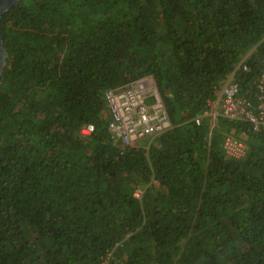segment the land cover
<instances>
[{"label": "trees", "instance_id": "1", "mask_svg": "<svg viewBox=\"0 0 264 264\" xmlns=\"http://www.w3.org/2000/svg\"><path fill=\"white\" fill-rule=\"evenodd\" d=\"M0 35V264H264V133L216 109L234 70L256 110L264 0H19ZM147 76L170 127L119 148Z\"/></svg>", "mask_w": 264, "mask_h": 264}, {"label": "built area", "instance_id": "2", "mask_svg": "<svg viewBox=\"0 0 264 264\" xmlns=\"http://www.w3.org/2000/svg\"><path fill=\"white\" fill-rule=\"evenodd\" d=\"M233 73L228 75L224 81L220 92L217 94V101L222 109V114L233 120L245 119L254 124L255 130H262L264 133V61L261 75L257 82L256 95L258 104L253 110L249 99L238 94V83L232 78ZM146 83L143 79L135 80L124 84L107 93V104L110 107V131L112 136L120 140L119 147L131 144L136 136L155 134L161 130V116L158 114V107H161L160 98L157 92L151 89L150 95H155L156 104L151 107L149 114L145 109V98L143 93L147 91ZM157 120L158 123H154ZM152 121V122H151ZM92 124H83L80 128V134L88 137L93 132ZM226 152L240 157L245 153L247 143L228 135L226 139ZM136 197H139L141 190L135 189Z\"/></svg>", "mask_w": 264, "mask_h": 264}, {"label": "rangeland", "instance_id": "3", "mask_svg": "<svg viewBox=\"0 0 264 264\" xmlns=\"http://www.w3.org/2000/svg\"><path fill=\"white\" fill-rule=\"evenodd\" d=\"M142 79L144 80V82L146 83V86L148 88L147 91H145L146 93L145 94L143 93V98H147V102L145 103V109H146L147 113L149 114L150 113L149 110L151 109V107L155 106V104H156V101L154 102L152 100L153 102H151L149 100V97H151L150 92H151V89H153L155 91L157 89H156V85L154 83V79L151 76H147V77H144ZM160 104H161V107L160 106L158 107V114L161 116V119H162V121H161V123H162L161 130H163V129H166L167 127H170V121H169V117H168L165 109L162 106V102L161 101H160ZM217 107H220V105L219 104L216 105V109L218 110ZM219 118H220V114L219 113L217 114V111H212V115L210 114V118L208 119V121L210 122V126L212 128L213 127H215V128L218 127V121H219L218 119ZM154 123H158L157 120H154ZM143 140L145 141V139H138V140H136L134 142H136L138 144V143H142ZM151 140H152L151 138H148V141H151ZM250 140H252L250 142H254L253 139H250Z\"/></svg>", "mask_w": 264, "mask_h": 264}, {"label": "water", "instance_id": "4", "mask_svg": "<svg viewBox=\"0 0 264 264\" xmlns=\"http://www.w3.org/2000/svg\"><path fill=\"white\" fill-rule=\"evenodd\" d=\"M19 0H0V18L10 8L16 6ZM7 51L3 44L2 36L0 35V76L5 69Z\"/></svg>", "mask_w": 264, "mask_h": 264}, {"label": "clouds", "instance_id": "5", "mask_svg": "<svg viewBox=\"0 0 264 264\" xmlns=\"http://www.w3.org/2000/svg\"><path fill=\"white\" fill-rule=\"evenodd\" d=\"M263 61H264V59H263ZM262 67H263V62H262ZM261 72H262V68H261ZM261 72H260V75H261ZM230 73H233V74H234V70H233L232 72H230ZM230 73H229V74H230ZM229 74H228V75H229ZM228 75L226 76V78L224 79V81L227 79ZM260 75H259V77H260ZM232 78L236 81L234 75H232ZM224 81H223V83H224ZM257 81H258V80H257ZM236 82H237V81H236ZM221 87H222V86H221ZM220 89H221V88H220ZM219 92H220V90H219ZM245 142H246V141H245ZM246 143H247V142H246ZM117 146L119 147V144H117ZM247 147H248V144H247ZM119 148H120V147H119ZM246 150H247V148H246ZM246 150H245V152H246ZM244 154H245V153H244ZM244 154H243V155H244ZM243 155H242V156H243ZM242 156H240V157H242Z\"/></svg>", "mask_w": 264, "mask_h": 264}, {"label": "crops", "instance_id": "6", "mask_svg": "<svg viewBox=\"0 0 264 264\" xmlns=\"http://www.w3.org/2000/svg\"><path fill=\"white\" fill-rule=\"evenodd\" d=\"M257 82H258V81H256V88H257Z\"/></svg>", "mask_w": 264, "mask_h": 264}]
</instances>
